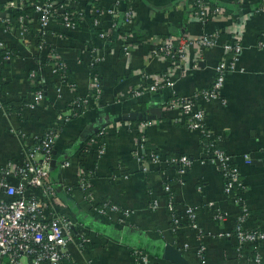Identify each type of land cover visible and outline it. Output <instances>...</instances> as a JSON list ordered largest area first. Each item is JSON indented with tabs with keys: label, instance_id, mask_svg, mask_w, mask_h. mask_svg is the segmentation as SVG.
Instances as JSON below:
<instances>
[{
	"label": "crops",
	"instance_id": "crops-1",
	"mask_svg": "<svg viewBox=\"0 0 264 264\" xmlns=\"http://www.w3.org/2000/svg\"><path fill=\"white\" fill-rule=\"evenodd\" d=\"M10 1L0 0V13ZM52 1L65 5L72 0ZM78 1L83 17L78 29L63 31L61 23L54 19L46 37L47 46L69 70L73 84L56 75L51 64L46 63L40 71L46 98L34 110L27 108L34 93L29 73L47 59V54L37 48L32 33L22 36L17 27L7 29L0 22V42L15 53L7 64L0 54V166L20 159L28 141L42 137L54 125L56 116L67 113L77 97L89 95L93 81L90 51L94 48L103 56L99 64L100 99L92 100L82 116L65 124L54 150L56 169L51 170L58 211L73 219L91 240L82 250L69 248L74 263L136 264L132 250L138 248L160 264H198V250L203 247L207 264H246L245 251L239 256L234 240L220 236L233 230L239 208L225 195L224 180L216 167L202 163L200 133L186 128L180 122V112L168 110L167 104L173 96H191L209 88L215 79L214 69L224 58L223 46L232 40L239 42L242 54L224 87L223 99L201 105L207 130L223 150L236 158L240 168L246 185L244 200L250 211L246 226L264 227L263 0H131V22L127 26L118 22L125 35H120L118 27L111 28L113 17L107 10L114 8L115 0ZM199 1L223 8L225 17L200 22L193 15ZM96 10L104 13L100 16V30L93 25ZM32 25L39 30L35 13ZM103 30L111 34L107 43L99 39ZM208 34L216 35V44L202 55L196 44L188 45L180 67L152 54L158 41L169 36L194 39ZM127 45L128 51L124 49ZM166 71L175 79L173 89L133 97L134 88L149 85L153 77ZM132 112L151 119L124 121L123 116ZM142 122L147 125L139 132ZM103 128L102 157H96V148L87 150L88 155L83 157V146L85 150V144ZM141 135L149 147L137 155ZM151 149L164 156L186 154L195 163L178 179L171 168L148 167L145 155ZM244 156L251 158L250 165L244 162ZM66 163L69 166L64 167ZM85 170L91 176L92 201L79 187L80 174ZM166 174L172 177L180 210L187 205L198 209V230L185 227L174 233L164 194ZM154 200L159 201L157 210L150 208ZM105 202L129 211L127 221L119 223L118 214L113 218L100 215L94 204ZM218 212L231 218L217 222ZM167 246L182 254L179 263L166 257ZM261 253L264 264V245Z\"/></svg>",
	"mask_w": 264,
	"mask_h": 264
},
{
	"label": "built area",
	"instance_id": "built-area-1",
	"mask_svg": "<svg viewBox=\"0 0 264 264\" xmlns=\"http://www.w3.org/2000/svg\"><path fill=\"white\" fill-rule=\"evenodd\" d=\"M124 5V0H115L114 8L107 10V13L113 17L112 30L118 27V22L127 26L132 20V9L129 6L124 8ZM71 6V2L64 5L52 0L45 2L12 0L6 5V10L0 13V22L3 26L7 29L17 27L22 36L29 34L25 25L32 23V19L31 21L23 17L16 19L13 17L14 10L34 7L35 14L38 16L39 31L43 37L41 41L35 39V42L42 54L46 52L45 57L48 62L46 60L38 62L29 73L34 88L40 87L34 91L32 99L28 102L27 108L30 110H34L46 98L44 83L40 74L46 63L51 64L56 75L67 81V77L60 73L66 67L56 52L47 46L46 37L52 21L56 19L54 13L58 10L65 14L61 23L63 31L74 32L78 29L79 25L73 21L72 14L65 13L66 9L72 8ZM74 8H78V6ZM261 9H264V0ZM102 14L104 13L101 10H96V18L93 20V25L99 30ZM193 15L200 22L207 23L214 18H224L226 13L219 6H212L205 1H199L195 4ZM110 36L111 34L107 30L99 33V39L106 43ZM190 44H196L200 55H202L216 44V35L208 34L194 39L169 36L158 41L152 54L155 57L166 59L174 67H180L183 65L187 46ZM128 48L127 45L124 49L128 51ZM223 49L224 58L214 69L215 79L212 85L191 96H173L167 104V109L180 112L182 116L180 122L189 130L197 131L205 137L202 143L204 149L202 163H211L216 167L224 180L225 195L239 208L234 219L233 230L221 233L220 236L234 240L239 256H242V252L245 251L243 257L246 253V264H263L261 250L264 245V227L249 228L246 226L250 211L244 200L246 185L242 180L236 158L219 146L214 135L207 130L204 124L205 111L201 103L223 99L224 87L228 83L230 75L236 71L243 50L239 42L235 40L226 43ZM90 53L93 56L92 66H99L103 56L94 48L91 49ZM0 54L4 64L10 63L15 55L12 48L4 42H0ZM92 78V88L89 95L77 97L70 105H83L88 110L92 100L100 99V78L99 76ZM151 81L147 86L141 85L134 88L133 97L140 98L147 92L154 93L165 88L173 89L176 83L172 73L167 71L159 73ZM91 91H95V95H92ZM72 113V111L59 113L54 125L48 128L42 137L31 139L28 144L24 145L20 159L11 160L6 165L0 166V264H75L69 248L77 247L82 250L91 242L90 238L73 219L58 211L56 187L51 175L54 150L61 133L59 126L73 120L70 117ZM74 116H77L76 113ZM146 125L147 123H140L138 131L145 129ZM104 129L85 144L87 150L96 148L97 158H101L104 154L102 142ZM146 142V138L141 135L138 139L137 155L146 151ZM145 158L149 168H171L175 172L174 176L178 179L183 178L195 163L194 159L186 154L164 156L159 151L152 149L147 151ZM242 158L247 165L251 164L249 156ZM67 166L69 163L64 165V167ZM165 176L164 194L167 198V211L174 233L185 227L198 230V209L187 205L181 211L173 194L172 177L170 178L167 174ZM124 177L127 178L128 176L125 175ZM79 180V187L84 192L86 199L92 201L90 173L85 170L80 174ZM94 208L100 215L106 217L113 218V215L118 214L119 223H125L130 216L129 211H123L117 205L109 202L101 205L94 204ZM150 208L157 210L159 201H152ZM230 218L226 213L218 212L215 214L217 222L223 223ZM204 250L203 247L198 250V264H207ZM132 254L136 264H160L150 255H146L138 249L132 250Z\"/></svg>",
	"mask_w": 264,
	"mask_h": 264
},
{
	"label": "trees",
	"instance_id": "trees-1",
	"mask_svg": "<svg viewBox=\"0 0 264 264\" xmlns=\"http://www.w3.org/2000/svg\"><path fill=\"white\" fill-rule=\"evenodd\" d=\"M127 7H128V3H129V0H124ZM239 2V1H238ZM71 7L70 9H66L65 10V13H69V14H72V17H73V21L76 22L78 25L81 24V22L83 21V17H82V14H81V10H79V8H74L75 6H79L80 5V2L78 0H72L71 1ZM212 6H216V5H213L211 4ZM2 9H3V5H1ZM35 13V8L34 7H27L25 9H16L14 10L13 12V17L16 18V19H19L21 17L23 18H27L28 20L31 21L32 19V14ZM55 14V17L56 19L62 23L63 22V18H64V13L60 10H58L57 12L54 13ZM25 28H26V31L29 32V33H32L33 34V37L35 39H38L41 41V38L43 37L41 32L39 30H36L34 28V26L32 25V23L28 24V25H25ZM118 31L120 33V35H125L124 31H123V27L122 26H119L118 27ZM50 61V60H49ZM46 62H48V60H46ZM62 75L66 76L67 77V81L70 83V84H73V81H72V78H71V74L69 72V70L67 69H63L61 70L60 72ZM97 76H100V70H99V66H92L91 67V77H97ZM40 89L39 88H34L33 91H36ZM91 94L92 95H95V91H91ZM68 111H72L73 113L70 115L71 119H76L78 118L79 116H81L85 111L86 109L84 108L83 105H69L68 106ZM76 113L77 116H74ZM64 126L65 124H61L59 126V131L62 132V130L64 129ZM140 137V136H139ZM204 136H201V142L203 143L204 141ZM146 147H149L148 145V142H146ZM82 156L83 157H86L88 155L87 153V148H85L84 150V146L82 148ZM134 249H138V248H133ZM140 250L141 252H143L144 254L146 255H150L148 252H145L141 249H138Z\"/></svg>",
	"mask_w": 264,
	"mask_h": 264
},
{
	"label": "water",
	"instance_id": "water-1",
	"mask_svg": "<svg viewBox=\"0 0 264 264\" xmlns=\"http://www.w3.org/2000/svg\"><path fill=\"white\" fill-rule=\"evenodd\" d=\"M150 119H151V117H148L146 114H138V113H135V112H132L130 114H127V115L123 116V120L124 121H128V122L143 121V120L147 121V120H150ZM56 164H57V161L53 160L52 163H51V168L52 169H56ZM166 248L168 249L166 257L171 259V260H173L174 262L179 263L181 261V259H182V254L177 249L172 248L170 246H167Z\"/></svg>",
	"mask_w": 264,
	"mask_h": 264
}]
</instances>
